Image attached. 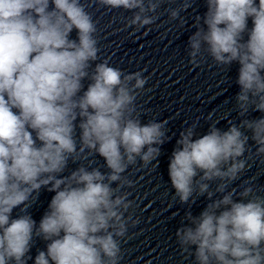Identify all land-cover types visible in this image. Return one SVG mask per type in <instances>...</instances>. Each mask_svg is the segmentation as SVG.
Here are the masks:
<instances>
[{"label":"clouds","instance_id":"9594fccd","mask_svg":"<svg viewBox=\"0 0 264 264\" xmlns=\"http://www.w3.org/2000/svg\"><path fill=\"white\" fill-rule=\"evenodd\" d=\"M96 3L131 11L128 25L138 31L156 23L162 0ZM205 4L188 39L190 63L204 53L222 69L238 63L241 119L227 130L214 122L202 136L195 124L180 132L169 163L175 197L189 206L205 195L210 202L198 216L187 214L176 238L194 264H264V197L251 186L239 199L227 190L247 169L249 140L264 157V116L247 118L264 113V0ZM190 6L183 0L170 18ZM96 33L82 0H0V264H28L36 238L47 243L34 264H120L121 241L139 223L121 190L132 186L123 174L138 159L158 166L167 121L142 123L136 99L147 78L97 62ZM93 155L107 172L80 164L64 174L70 162ZM42 188L55 195L37 224L28 209Z\"/></svg>","mask_w":264,"mask_h":264},{"label":"water","instance_id":"95a60500","mask_svg":"<svg viewBox=\"0 0 264 264\" xmlns=\"http://www.w3.org/2000/svg\"><path fill=\"white\" fill-rule=\"evenodd\" d=\"M82 3L96 22L100 48L97 62L107 60L125 73L142 72L147 83L136 99L139 117L142 123L153 119L167 121L170 138L160 145L158 166L153 167V161L145 167L138 159L137 164L129 166L123 174L132 186H124L121 190L130 193L128 199L134 206L129 211L139 223L129 227L127 237L121 241L120 264H194V257L179 246L176 231L188 223L189 212L198 216L210 201L205 195L196 198L191 206L181 204L171 185L169 163L184 128L195 124L197 135L202 136L214 122L222 130H227L230 123H239L241 117L235 102L239 92L236 84L239 65L233 63L230 68L222 69L207 53L198 65L190 63L188 39L196 30L195 17L203 16L207 11L205 0H190L191 6L181 11L176 20L170 18L169 9L181 7L183 0H162L156 23L150 30L146 27L138 31L135 26L128 25L131 11L109 10L98 5L96 0H82ZM248 27H252L251 19ZM70 38H77L75 29ZM84 83L86 89L88 81ZM262 116L264 113L250 111L247 118ZM256 148L249 140L248 151L242 157L247 160V169L228 186L227 190L235 189L234 199H239V193L248 186L253 188L252 195L264 197V157L256 155ZM80 164H91L103 172L108 171L104 159L93 155L76 163L70 162L64 174ZM218 183L210 182V189L214 191ZM54 195L42 188L38 199L28 209L37 224ZM221 195L217 193L213 199ZM18 214L19 209H14L12 217L16 218ZM46 243L39 238L34 240L29 253L32 260L28 264H34L40 250H46Z\"/></svg>","mask_w":264,"mask_h":264}]
</instances>
